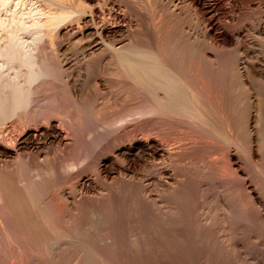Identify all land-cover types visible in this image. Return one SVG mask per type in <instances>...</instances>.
Listing matches in <instances>:
<instances>
[{
  "label": "bare ground",
  "instance_id": "obj_1",
  "mask_svg": "<svg viewBox=\"0 0 264 264\" xmlns=\"http://www.w3.org/2000/svg\"><path fill=\"white\" fill-rule=\"evenodd\" d=\"M145 2L150 6L147 11L152 9L149 17L141 0V5L138 0H0V161L3 162L0 164V202L4 208H10L8 213L22 206L21 213H15L23 215V219L26 215L23 221L30 218L31 222L21 223L22 227L30 226L37 233L46 229L44 225L49 218L44 210L52 208L45 209L52 201L46 203L48 195L43 196L42 189L38 190L45 184V179L41 180L45 175L39 170L41 174L32 176L34 166L43 169L53 163L55 170L65 166L63 169L71 173L81 171L80 167L90 163L96 175H108L115 169L127 172L147 158L160 157L164 163L159 172L164 192L179 193L183 196L181 200L190 194L197 198L217 196L220 202L217 204L222 205V211L227 213L223 212L224 215L230 220L236 219L245 228L249 225L264 228V56L255 54L250 42L251 35L257 34L254 38L259 39L264 49V0ZM176 23L183 28L174 29L179 28ZM192 23L199 29L195 35L190 30ZM172 30L175 33L183 30L179 32L183 36L178 33L182 38L171 41L168 37ZM165 34L173 43L165 40ZM179 38L180 41L184 38L181 43H186L185 40L191 43L190 51ZM71 42L79 45H70ZM71 48L80 50L81 58L71 61L68 55ZM58 83L68 91L69 100L72 99L73 108L79 113L77 116L88 118L93 126L99 122V114L110 121L105 127L99 122L101 125L97 123L99 126H92L90 131L86 129L92 124L84 129L89 132L84 137L86 140L93 136V140L89 138L92 143L87 140L92 144L87 165L82 164L83 160L80 163L79 157L77 161L70 155L74 154L75 145L80 148L82 140L87 142L81 137L86 132L81 133L76 125L85 126L77 121L76 125L70 124V118L65 119L63 115H58L64 119L61 118L62 124L57 120L56 115L62 112L59 101L63 98H58L63 89L60 87L59 92ZM51 85H56L59 94L54 95ZM10 127L15 132L18 130L11 137L12 143L11 139H6L9 142L4 139L9 136ZM102 127L112 135L107 139V144H111L109 153L103 151V141L97 142L94 136ZM61 155L63 158L69 155L71 159L67 161L68 157L63 162L62 157V161L58 158ZM117 161L123 165H117ZM94 178L80 172L74 183L90 189L95 184ZM48 181L50 178L47 184ZM50 197L48 201L52 200ZM204 204L198 206L202 210L197 216L209 233V229L215 231L218 218L214 224L211 205ZM23 210L27 212L25 215ZM11 238L13 243L16 237L12 242ZM31 240L36 239H30V243ZM93 260L97 261L94 257Z\"/></svg>",
  "mask_w": 264,
  "mask_h": 264
},
{
  "label": "rangeland",
  "instance_id": "obj_2",
  "mask_svg": "<svg viewBox=\"0 0 264 264\" xmlns=\"http://www.w3.org/2000/svg\"><path fill=\"white\" fill-rule=\"evenodd\" d=\"M138 1H139V3H138L139 5L146 3L145 4L146 6L144 4H143L144 6L141 5L143 7L144 11H147L148 9H150L149 8L150 6L147 7L148 3L145 2L146 0H144V1L141 0L142 1L141 4H140V0H138ZM147 12H146L147 13L146 17H149V13L151 12L150 14H152V9L150 10V12L149 11H147ZM148 19L149 18H146L147 23H148ZM174 24L173 25L171 24L172 28L175 27ZM176 24L178 26V23H176ZM193 25L194 24L192 23L191 24L192 27H190V30L192 32L195 31V33H194V35H195V34H197L199 29L196 26L194 28ZM170 27L171 26L169 25L168 30L171 29ZM178 27L179 28H174V29L179 30V29L183 28L181 25H179ZM196 29H197V31H196ZM178 30H176L177 31L176 33L173 32L175 30L170 31L171 33H170L169 37L167 36V34L169 35V33H168L169 31H167L166 32L167 34H165V36H166L165 40H168V42H169L170 41L169 39H172L171 41H173L175 39L177 40L178 39L177 37L183 36L182 34L179 33V32H182L183 30L182 31H178ZM178 33L181 36H179ZM250 33L252 34L251 31H250ZM171 34H172V36H171ZM173 36L174 37L176 36V38H174ZM251 36H253L251 38L252 41H250V42H252V44L251 43H249V44H251V47H252L254 53L259 54L261 56H264V51H262L263 48H261L262 45H261V43H259L260 42L259 39L254 38V36L257 37V34H255V35L253 34ZM171 37H173V38H171ZM253 39L256 42H254ZM183 40H184V38H183ZM183 40L181 39V41H183ZM179 41H180V38H179ZM181 41H180V43H181ZM189 41L190 40H188V42ZM173 42H169V43H173ZM185 42L187 43L186 40H185ZM73 43L74 42H71L70 45H73ZM182 43L185 45V47H187L188 51L191 50L190 49L191 48L190 42L187 44L184 42H182ZM74 44L79 45L78 43H74ZM187 45H190V46H187ZM259 45H261V46H259ZM73 46H72V48H73ZM188 47H190V48H188ZM68 55L71 58V61H74V60L76 61V59H78L79 57L81 58L82 54H81L80 50H78V51L74 50L73 51V49H72V51L71 50L68 51ZM59 85H57L59 88V92L61 91L62 88L63 89L60 92L62 94V96H60L61 95L60 94V95H58V98L59 97H63V98L61 100L59 98V100H60L59 101V103H60L59 109L62 112H61V114L56 115V117L59 118V119H57L58 122L60 124H62V119L64 116H65V119H66V116H67V119L70 118L69 119L70 124H73V122H74V125H76L75 124L76 121L78 122V124H79V122L80 123L82 122L81 125L83 124L82 126H85V127H80V125L79 126L76 125V126L81 131V133H83L82 131H84V129H86L88 126H90L92 124V122H89L90 120L88 118L82 119L81 115L77 116V115H79V113L77 112V109L75 107L73 108L74 103H72L73 102V101H71L72 99L69 100L71 97L69 98L70 95H69L68 91L65 90L66 88L63 85L62 86L61 85L59 86ZM50 87H51L50 90L51 89L53 91L55 90L54 91V95H55V92H57L56 90L58 88L55 89L56 85H55V87L52 85ZM60 87H61V89H60ZM53 91H51V92H53ZM57 94H59V93L57 92L56 95ZM51 95H52V93H51ZM54 95H52L53 98L55 97ZM58 98L55 97L57 102H58ZM88 98H89V96H88ZM91 98H89V99H91ZM52 102L54 104L55 100L54 101L52 100ZM57 102H55V103L57 104V107H58ZM61 102H62V104H61ZM64 109L66 111H64ZM57 111L58 112H56V113H60L59 110H57ZM68 112H70V113H68ZM64 113H65V115H64ZM58 115H63V117L62 116L59 117ZM69 115H70V117H69ZM97 117H98L97 120L100 119L99 122L100 123L102 122L104 124V127L106 126L105 125L106 122L107 123L110 122V121H107L108 118H106L104 115L102 117V115L99 114V116H97ZM99 117H101L103 120ZM77 118H79V119L77 120ZM71 119H73V120H71ZM104 119H105V121H104ZM70 120H71V122H70ZM87 122H89V123H87ZM99 122L97 121V123H99ZM100 123H99V125H101ZM84 124H87V125H84ZM96 124L94 122L95 126H96ZM92 126H93V124L91 125V127H88L86 130L90 131ZM95 126H93V127H95ZM104 127H102V129H100L101 131L98 130L100 132H98V131L95 132V134L97 133V135H95L94 133L93 134H94L95 138L97 137V142L103 141L102 142V144H103L102 147H104V148H102L103 151L105 150L107 153H109L110 149H111V146H110L111 144L110 145H108L109 143L107 144V142H108L107 139L112 138V135L109 134L108 129H106L108 132L103 130V129H105ZM81 128H83V130H81ZM100 128H101V126H100ZM10 129H11L9 132L10 134H7V136L8 135L10 136V138H9V136L7 138L5 136L4 139H5V141H6V139H9V141L11 139L10 143H12V140H13L12 138L15 134H17L18 130H16V132H15L14 129H13L14 131L12 130V127H10ZM12 131H13V133H12ZM68 131H69V129L67 130V132ZM80 131H78V132H80ZM87 131H84V132H86L85 135H84V133L81 134L83 136L80 135L82 137V139H85L86 137L89 136V132L87 134ZM101 132H104V133H101ZM86 134H87V136H86ZM99 136H101L102 138L101 137L99 138ZM89 138H91V137H89ZM89 138H87V140ZM91 139L93 140V136ZM99 139H102V140L99 141ZM89 141H90V139H89ZM89 141H87L85 143L82 140V142H83L81 144L82 150H81V147L79 148L80 145L77 144L78 145L77 147L75 145L73 147V150H72L73 151L72 153H74L75 156H74V154H70L71 158H74V160L78 161V157H79V160H80L79 162L81 163L82 162L81 160H83L84 163L85 162L86 163L85 164L82 163V164L87 165L88 160H89L88 157L90 156V153H91L90 150H92V148H91L92 144L90 145L88 143ZM91 141H90V143H92ZM104 142H106V143H104ZM109 142L112 143V140H110ZM87 144H88V147H86ZM55 147L56 146L52 147L53 150H56L57 147L56 148ZM84 148H85V150H83ZM66 156L67 157L64 156V158H63L61 155L58 158L61 160V157H62L63 162H65L64 159L66 160L69 157V155H66ZM71 158L69 157L67 159V161L70 160ZM1 163H3V162L0 161V164ZM119 163H121L120 165H123L122 161H120V162L117 161V165ZM162 163H163V161L161 160L160 157H158V158H147V159H145V161H142L141 164L140 163L137 164L136 166L132 167L127 172L122 173V171H120L119 169H115L110 174H108L110 176L105 175V174L96 175L97 172L93 168L94 166H92V165L89 166L90 163L86 167L81 164V166H83V167H80V169L82 168L81 171H79L77 169V171L71 172V173H69L66 168L63 169L65 166L60 167V169L58 168L59 170L58 169L55 170V168H53V166H51V165H53V163L49 164V166H46V167L43 166L45 169L44 168L40 169V167H36L39 169L35 170L36 168H34L35 167L34 166L33 167L34 173H33V171H31L32 168L29 170V172L31 171L30 174L32 176L36 175V173L41 174V171L45 175V176H43V174H42L40 177L43 176L41 178V180L43 182L45 179L44 182L46 185L42 183L43 185L39 186L40 188H38V190L42 189L40 191H43L42 192L43 196L48 195L46 203L52 201L50 204H48V205L46 204L45 209L52 207L55 210H52V208H50L48 210H44V212L46 214H48L47 215L49 218L48 220H50L51 217H53V218H51L52 220H50V221L47 220V223L44 225V227L45 226L47 227V228L45 227L46 229L42 228L41 230L38 231L39 233H37V231L34 229L36 231V235L37 234L39 235V237L37 236V238H38L37 239V238H35L36 237V235L34 234L35 231L32 230V231H34V233H32V231L30 230V226L28 227L26 225L29 229H25V228H27L26 226H25V228L22 227L23 224H21V223H24V225H25V222L27 220L28 221L26 222V224H29V223L31 224V222H29L30 218H28V219L26 218L27 220L25 222L23 221L25 219V216H26L25 214L27 213V212H25L26 210L25 211L23 210L24 211L23 214L25 213L24 214L25 216L23 219V217H22L23 215L18 216V214L21 213L20 211H21L22 206L19 207V206L15 205V207L16 208L19 207V209H17V210L14 209L15 211L13 209H11L12 213L11 212L8 213L10 211V208L8 206L6 208H4L5 206L3 204L1 205V202H0V207H1L0 208V227H1V229H0V232H1L0 233V235H1L0 236V238H1L0 242H2V243H0V253H1L0 254V264H3V263L4 264H11V263L15 264V262H16V264H34V263H37V264H71V263L72 264H96V262H100L99 264H101V262H102V264H110V263L111 264H213V263L214 264H264V254H263L264 253V251H263L264 250V232H263L264 228H259V226L254 227L255 225L254 226L251 225V227H249L250 225L248 224L249 225L248 228H250L251 230L253 229L252 231H254L251 233L250 229L245 228L244 226H243L244 228L241 227L239 222H236V219L230 220V217L228 215H226L227 213L225 212V210L222 211L223 210V209H221L222 205L219 204L220 202L218 201L217 196L213 195L214 197L212 196L213 198H211V197H208L205 195V197H207V199H206L205 197L200 198L199 196H198L199 198H197V196L190 194L189 196L185 197V199H183V200H185V203H184V201L181 200L183 198V196H181V194L174 193V195H173V193L169 194V192L168 193L164 192L163 184L161 183V180H160L161 176L159 175L160 174L159 172L161 171V167L164 166V163L163 164ZM39 170H41V171H39ZM43 170H45V171H43ZM65 170L67 171V173ZM48 172H51V174ZM80 172H84V174L90 176L91 178H94L96 176L94 179L97 182L95 181V184L93 185L94 188L92 186L90 189H84V188H81V187H78L77 185H75L74 182L77 181ZM137 173H140V174L137 175ZM48 176L50 178V181H48V184H47L46 181L49 180V178H47ZM126 177L127 178L129 177L130 179L128 178L129 180L127 181ZM133 178H135V179H133ZM131 179H133V180H131ZM69 181H71V182H69ZM48 185H50V186H48ZM69 185H71V186H69ZM45 186L47 187V188H45L46 190L44 189ZM39 194L40 193H37V195H39ZM66 194H67V196H65ZM34 195L37 196L36 193H34ZM104 195L106 196V199H105ZM127 195H128V197H127ZM215 195H216V193H215ZM40 196H41V194H40ZM50 196L52 197V200L48 201L49 200L48 198ZM86 196H88V197H86ZM51 197H50V199H51ZM203 199H204V201H203ZM211 199H213V201ZM216 199H217V201H216ZM182 201H183V203H182ZM194 201H197V202L201 201V205L199 202H198V204H196L197 202H194ZM214 202L216 204H217V202H219L217 205H219L220 208ZM194 203H195V205H194ZM202 204H204L206 206L211 205L210 206L211 213L212 212L214 213V214L212 213L213 217H214L213 218L214 224H215V221L217 220L216 221L217 223L214 225L215 228H213V230H215V231H212V229L211 230L209 229V233H208V231L203 228L202 222L198 221V217H200V216H197V215H199V214L201 215L202 209L200 207L202 206ZM208 204H210V205H208ZM49 205H51V206H49ZM193 205L195 206V208ZM199 205H200V207H198ZM212 205H214L215 207H213ZM214 208H218V210L214 209ZM4 209H5V211H3ZM7 209H9L8 212H7ZM213 210H215V211H213ZM16 211L17 212L19 211V213H15ZM47 211H51L53 216H51V213H47ZM219 211H221V213ZM53 212L57 216L54 215ZM55 212H57L59 215ZM223 212H225L226 214L224 215ZM13 213H15V214H13ZM49 214H50V217H49ZM215 214H217V215L215 216ZM59 216L61 217V219H59L60 218ZM21 217H22V220L20 219ZM28 217H29V215H28ZM222 217H223V219H222ZM215 218L220 219V221L218 219L215 220ZM15 219H17V220H15ZM53 219H56L55 220L56 222ZM7 221H9V222L7 223ZM52 221H53V223H51L52 224L51 225L50 222H52ZM218 221H219V223H218ZM237 221H238V219H237ZM11 223H12V225H11ZM199 223H200V226H199ZM19 224H21V225H19ZM15 225H16V227H15ZM61 225L64 228H61L62 227ZM195 225H196V227H195ZM50 226L51 227L54 226L55 229L54 228L51 229ZM56 226H58V227H56ZM227 226H229V227H227ZM237 226H239V227H237ZM252 226H253V228H252ZM5 227L8 231H6ZM224 228L229 230V231L226 230L228 232V234ZM23 229H25V231ZM31 229H32V227H31ZM47 229L49 231L50 230L52 231L54 229L53 231H55V232L50 231L51 232V234H50V232ZM56 229H62V230L58 231ZM63 229L65 232L63 231ZM219 229L222 232L220 231L219 233H217L219 231ZM243 229H244V232H243ZM4 230H5V232H4ZM28 230L33 235H35L33 238H31L32 237L31 233L29 234L28 232H26ZM45 230H47V231L45 232ZM246 230L248 233L249 232L251 233V234L249 233V235L251 236L250 238H249V235L247 234ZM261 230H262V232H261ZM210 231H212V232H210ZM7 232H9V234ZM43 232H45L46 238L43 235L44 234ZM59 232H61V233H59ZM5 233H7V234H5ZM56 233L58 235H56ZM68 233L71 234L72 236L69 235ZM200 233H202V234H200ZM11 234L13 236H11ZM25 234L28 235L29 241H28L27 236H25L26 238L24 237ZM49 235L50 236L52 235L51 238ZM213 235H215V236H213ZM216 235L218 238L216 237ZM223 235H225L227 237H225ZM228 235H230V236H228ZM254 235H256L258 237L257 240H256L257 237L255 238ZM2 236L3 237L7 236L8 238L5 239V237L3 238ZM10 238L12 239L11 242L15 238V240L18 243L15 240H14L15 244H14V242L10 243ZM47 238H49L50 240L48 241ZM30 239H33V240L36 239V240H34L33 242L31 240V243H30ZM51 241H52V243H51ZM262 242H263V244H262ZM55 243L56 244L58 243V245H54ZM246 243H248V244H246ZM9 244H11V247L14 246L13 247L14 250H13V248L11 249ZM30 244L34 247H31ZM37 244L40 246H38ZM261 244H262V246H261ZM4 245H7L8 248H7V246H4ZM36 245L38 248L35 247ZM47 245H49L48 246L49 249L47 248ZM91 245H93V246H91ZM89 246H91V247H89ZM90 248H92L93 250L95 249L94 251H96V252H94ZM17 249L19 252H17ZM50 249H51V251H50ZM88 249H89V251H88ZM21 250H23V251H21ZM218 251L219 252L221 251V252L219 253ZM20 252H22V254ZM91 253L92 254L95 253V254L92 256ZM214 255H216V256H214ZM95 256H96V258H95ZM102 256H103V258H102ZM90 257H92V259ZM93 257H94V259H97V261H94ZM45 259H46V261H45ZM99 259H101V260L99 261ZM17 260H19V261H17Z\"/></svg>",
  "mask_w": 264,
  "mask_h": 264
}]
</instances>
